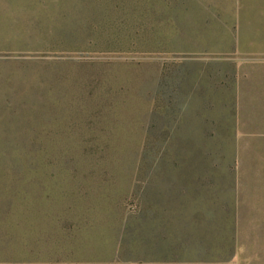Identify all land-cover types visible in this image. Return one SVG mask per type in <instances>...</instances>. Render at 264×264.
<instances>
[{
	"label": "rangeland",
	"instance_id": "obj_1",
	"mask_svg": "<svg viewBox=\"0 0 264 264\" xmlns=\"http://www.w3.org/2000/svg\"><path fill=\"white\" fill-rule=\"evenodd\" d=\"M238 4L264 35V0H0V264H264Z\"/></svg>",
	"mask_w": 264,
	"mask_h": 264
},
{
	"label": "crops",
	"instance_id": "obj_2",
	"mask_svg": "<svg viewBox=\"0 0 264 264\" xmlns=\"http://www.w3.org/2000/svg\"><path fill=\"white\" fill-rule=\"evenodd\" d=\"M238 6V7H237ZM235 8L238 9V15L234 16V21H231L227 24V22L224 23H220L219 26H224L226 29L227 27L230 28L232 26H234L233 29L236 30V34L234 35L236 37L235 42H237V45L239 43L240 48L245 50V51H249L252 53H259V54H264V35H260L259 33V23L258 20L255 19L256 15H252L253 19L251 21H248V16L246 15V10H247V6H244V13H241L240 10L243 9L242 6H240L239 8V4L237 5ZM243 20V23L240 21ZM235 22V24L233 23ZM247 22H252L251 24H248ZM232 24V25H231ZM223 29V30H224ZM205 33V32H204ZM220 33V34H218ZM262 33V31H261ZM202 34H200L199 36H201ZM205 37V39H208L211 41V46H213V42H218L217 45H219V42H226V41H232L231 36L227 35V32H219L218 31H214V32H206L205 35H202V37ZM201 37V38H202ZM192 38V37H191ZM213 48V47H211ZM190 85L186 90L190 89ZM238 93V102H236V107L238 108L239 114L242 112V108H245L247 106H257L258 107H262L264 106V104L262 105L261 102L264 101V97L258 94L254 95V98L251 99L250 102H246V101H241L240 99V94L241 92H237ZM206 94H209L208 92H206ZM188 98V97H187ZM207 99H205V95L198 97V99L195 100L196 103L200 104V105H205V104H211L213 102H211L210 100V94L206 96ZM187 100H190V98H188ZM218 104L220 103L219 101L217 102ZM202 107V106H201ZM203 108V107H202ZM201 108V110H202ZM203 115V113H202Z\"/></svg>",
	"mask_w": 264,
	"mask_h": 264
}]
</instances>
